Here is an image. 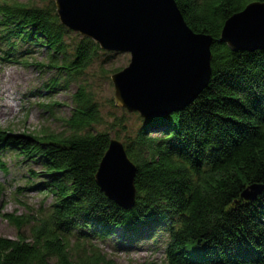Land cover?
<instances>
[{
    "label": "trees",
    "instance_id": "1",
    "mask_svg": "<svg viewBox=\"0 0 264 264\" xmlns=\"http://www.w3.org/2000/svg\"><path fill=\"white\" fill-rule=\"evenodd\" d=\"M176 2L188 26L214 40L212 76L184 110L147 120L123 143L137 167L135 207L120 208L96 183L110 142L119 137L94 132L103 125L100 108L81 86L67 134L38 138L0 129V152L16 150L36 166L30 176L38 183L31 189L54 198L36 215L0 213L18 231L16 239L0 236V264H115L97 241L120 232L118 241L134 244L156 239L158 231L167 236V264H264V51L235 53L220 42L231 17L264 0ZM0 30L11 58L20 45L47 49L48 65L40 67L59 71L66 89L103 51L83 37L70 57L69 29L54 4L43 9L0 0ZM30 54V48L22 52ZM47 87L53 93L61 81ZM255 185L263 187L260 195L244 201V191ZM4 194L0 185V200Z\"/></svg>",
    "mask_w": 264,
    "mask_h": 264
},
{
    "label": "water",
    "instance_id": "2",
    "mask_svg": "<svg viewBox=\"0 0 264 264\" xmlns=\"http://www.w3.org/2000/svg\"><path fill=\"white\" fill-rule=\"evenodd\" d=\"M62 24L103 51L131 55L111 78L115 106L153 120L184 110L212 76L213 38L195 33L176 0H56ZM231 51H264V3H250L225 24L220 39ZM136 165L122 142L112 140L95 179L107 199L124 210L137 203ZM262 186L244 191L250 202Z\"/></svg>",
    "mask_w": 264,
    "mask_h": 264
},
{
    "label": "rangeland",
    "instance_id": "3",
    "mask_svg": "<svg viewBox=\"0 0 264 264\" xmlns=\"http://www.w3.org/2000/svg\"><path fill=\"white\" fill-rule=\"evenodd\" d=\"M56 0H19L35 7L47 9ZM1 34V30H0ZM83 37L69 30L65 39L70 57L74 56L78 43ZM19 54H12L11 62L0 66V129L15 135L42 137L43 132L67 134V121L74 109L73 96L78 88L84 86L92 93L100 108L103 125L95 127L94 132H107L112 139L122 143L131 140L139 133L147 122L139 113H129L126 109L115 106V87L111 81L113 75L129 67L131 55L102 51L100 57L87 71L85 76L72 80L67 86V78L59 71L47 66L48 51L42 47L20 45ZM30 55H21L27 49ZM9 48L1 44L0 55ZM59 79L61 87L51 93L47 90L50 81ZM51 105L53 108L46 109ZM125 126L122 127V124ZM154 135V134H153ZM1 161L7 165L8 173L0 170V185L5 187V194L0 200L2 215H21L26 213L38 214L47 210L53 203V196L46 193L27 191L21 194L20 188H29L37 180L29 176L30 170L38 171L34 166L25 164L13 153L5 154ZM259 186V185H257ZM120 233V232H119ZM105 242L95 244L102 254L115 264H165V242L167 236L158 231L156 239H144L138 243L118 241L121 234ZM18 231L8 221L0 217V236L16 239Z\"/></svg>",
    "mask_w": 264,
    "mask_h": 264
},
{
    "label": "bare ground",
    "instance_id": "4",
    "mask_svg": "<svg viewBox=\"0 0 264 264\" xmlns=\"http://www.w3.org/2000/svg\"><path fill=\"white\" fill-rule=\"evenodd\" d=\"M166 117V116H165ZM31 165V162H29V166Z\"/></svg>",
    "mask_w": 264,
    "mask_h": 264
}]
</instances>
